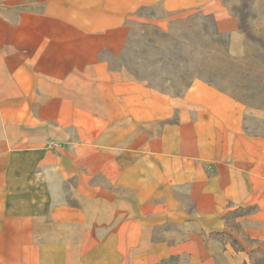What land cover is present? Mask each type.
Instances as JSON below:
<instances>
[{
  "label": "crops",
  "instance_id": "0c3cea01",
  "mask_svg": "<svg viewBox=\"0 0 264 264\" xmlns=\"http://www.w3.org/2000/svg\"><path fill=\"white\" fill-rule=\"evenodd\" d=\"M155 6L239 30L221 0H0V264H248L264 251V139L246 133V107L202 80L169 97L101 58ZM248 208L239 233L230 216Z\"/></svg>",
  "mask_w": 264,
  "mask_h": 264
},
{
  "label": "rangeland",
  "instance_id": "374dc122",
  "mask_svg": "<svg viewBox=\"0 0 264 264\" xmlns=\"http://www.w3.org/2000/svg\"><path fill=\"white\" fill-rule=\"evenodd\" d=\"M221 2L238 19L235 34L221 33L215 17L202 9L168 14L155 6L128 21V40L119 56L104 52L101 58L125 79L172 98H181L193 81L202 80L244 105L246 133L264 139V69L256 73L253 66L264 67V0ZM43 6L28 3L21 9L40 12ZM254 210L234 212L230 226L241 233L235 218ZM246 242L250 249L256 246ZM248 264H264V251L252 250Z\"/></svg>",
  "mask_w": 264,
  "mask_h": 264
},
{
  "label": "trees",
  "instance_id": "16d2710c",
  "mask_svg": "<svg viewBox=\"0 0 264 264\" xmlns=\"http://www.w3.org/2000/svg\"><path fill=\"white\" fill-rule=\"evenodd\" d=\"M240 31L241 32H245L246 33V30L244 29V27H243V25H241V27H240ZM244 33V34H245ZM247 34V33H246ZM253 65V64H252ZM254 66V72H256V73H258L259 72V70L260 71H262V69H264V67L262 68V64H260V66L257 64V63H255V65H253ZM192 84V83H191ZM210 85V84H209ZM212 86V85H211ZM190 87V86H189ZM188 87V88H189ZM231 241H232V246L233 247H238V242L237 241H235V240H232L231 239ZM247 264V263H246Z\"/></svg>",
  "mask_w": 264,
  "mask_h": 264
}]
</instances>
